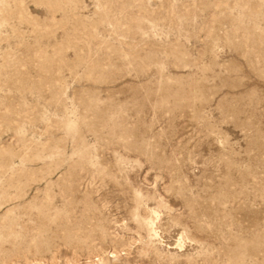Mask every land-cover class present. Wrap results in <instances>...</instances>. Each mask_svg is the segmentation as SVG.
<instances>
[{
	"label": "rangeland",
	"instance_id": "1",
	"mask_svg": "<svg viewBox=\"0 0 264 264\" xmlns=\"http://www.w3.org/2000/svg\"><path fill=\"white\" fill-rule=\"evenodd\" d=\"M0 264H264V0H0Z\"/></svg>",
	"mask_w": 264,
	"mask_h": 264
}]
</instances>
